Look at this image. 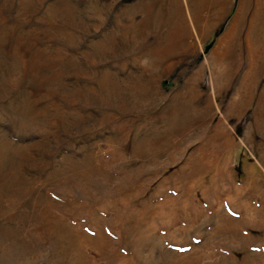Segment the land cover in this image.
Segmentation results:
<instances>
[{
  "label": "rangeland",
  "instance_id": "rangeland-1",
  "mask_svg": "<svg viewBox=\"0 0 264 264\" xmlns=\"http://www.w3.org/2000/svg\"><path fill=\"white\" fill-rule=\"evenodd\" d=\"M0 264H264V0H0Z\"/></svg>",
  "mask_w": 264,
  "mask_h": 264
},
{
  "label": "bare ground",
  "instance_id": "bare-ground-1",
  "mask_svg": "<svg viewBox=\"0 0 264 264\" xmlns=\"http://www.w3.org/2000/svg\"><path fill=\"white\" fill-rule=\"evenodd\" d=\"M255 15H256V13H255ZM255 15H254V16H255ZM251 22H252V21H251ZM252 24H254V23H252ZM237 25H238V24H237ZM239 26H240V25H239ZM239 26H238V27H239ZM233 27H234V26H233ZM233 27H232V28H233ZM241 27H243V25H242ZM234 29H235V28H234ZM240 29H241V28H240ZM231 31H232V29H231ZM237 31H238V30H237ZM229 32H230V31H229ZM238 32H239V31H238ZM238 32H237V33H238ZM231 33H232V32H231ZM227 35H229V34H227ZM234 35H235V33H234Z\"/></svg>",
  "mask_w": 264,
  "mask_h": 264
}]
</instances>
